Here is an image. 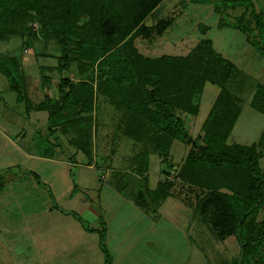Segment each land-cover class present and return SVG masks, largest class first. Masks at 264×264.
<instances>
[{"label": "rangeland", "instance_id": "374dc122", "mask_svg": "<svg viewBox=\"0 0 264 264\" xmlns=\"http://www.w3.org/2000/svg\"><path fill=\"white\" fill-rule=\"evenodd\" d=\"M14 1L23 4V8H28L21 17L22 21H19L17 16L14 21V27L23 36L17 33L2 41L0 56L17 55L21 64L20 72L23 75L24 87L26 85V89L29 90L32 104L40 102L44 95L53 97L56 83L64 76L74 82L86 80L84 75L78 73L75 65L68 72L56 71L57 59L60 56L56 31L59 30L60 24L51 16L53 15L51 10L53 3L58 0ZM87 1H89L88 7L92 10L91 13L97 12L101 5L109 3L104 6V9H107V13L110 14L112 13L110 3H121L122 0ZM215 1L205 0V3H193L190 0H162L142 22V26L149 28L148 31L145 30V33L136 36L135 33L131 37L126 36L125 40L131 42V47L147 60L174 57L183 59V62L195 64V67L185 74L191 71L186 78L189 82L186 84L185 95L186 92L193 94V92L189 93V87L197 88L194 80L201 73L208 71L213 74L212 60L208 61L209 58L195 50L201 39L210 40L214 50L219 52L224 59L232 62L236 68V73L232 81L226 84V88L239 99L241 112L227 143L248 146L257 142L261 133L264 132V115L255 111L250 105L256 86L259 84L264 86V57L254 49L242 32L232 28H217L219 15L213 10ZM253 2L255 10L258 11V0H253ZM48 5H51L50 9ZM220 10L221 15L230 22L242 14L247 20H251L249 10H245L244 7H237L236 10L231 8L226 10L220 7ZM17 13L22 12L17 11ZM87 20L89 24L92 19L90 17L81 19L76 27H83ZM165 22L168 25L158 30L161 27L160 24ZM203 26L207 27L205 33L202 32ZM134 30L138 31V29ZM74 54L76 52L71 54V57H74ZM175 63L177 66V62ZM40 66H48L51 69H44L41 72L38 69ZM156 66L160 67L161 63H157ZM42 73L50 76L51 81L41 84L39 74ZM176 74L179 73L176 72ZM96 76L94 72L90 80L94 112L89 130L93 154L91 168H89L86 165L87 158L76 147V140H70L73 136L72 131L59 132L54 135L48 133L45 111L31 113L39 119L37 123L33 122L34 118L27 120V116L20 117L21 122L18 124L9 123L5 119L4 115L7 113L15 114L16 118L19 113L23 115L24 113L23 104L16 102L15 93L9 90L6 78L0 74V130L4 132L3 134L0 132V149L7 147L6 149L10 150V156L0 157V173L7 184L0 193L10 190L13 194L11 199H5L3 203H0V257L11 255L19 259L28 252L26 250L28 246L34 251L31 246L33 241L30 239L38 235L36 231L39 232L40 238L42 236L40 226L37 229L34 215L52 205H57L64 210L76 211L88 225H93L91 224L92 216L85 203L87 198H91L94 207L98 208V212L100 211V216L104 213V211L101 212V208L108 200L107 220L113 221L112 225L117 222L122 225L119 231L121 237L115 240L116 246L112 244L111 246L114 247H110L112 250L117 247L118 257H121L122 264H230L240 252L237 240L233 237H218L211 223L206 219L203 220L192 210L197 198L200 197V190L176 180L177 172L191 145L186 146L179 141L173 142L169 153L172 166L168 175L161 173L162 166L157 155L150 153L148 156L147 186L154 189L158 182L164 183L165 181L173 185L170 188L171 195L165 199L166 201L164 200L165 202H162L156 212L158 217L154 219V221L157 220L154 230L150 231L146 238L143 239L142 234L138 237L140 230H144L139 222L142 214L136 212L135 209L120 208L124 204L128 208L130 206L121 200L116 202L118 201L116 194L113 193V196L108 197L106 191H111V189L107 187V182L118 179L115 175L117 173L122 174L120 182L125 183L123 188L127 193L137 191L139 186L136 184V179L139 177L130 170V165L132 159L138 156V153L145 147L144 144L124 134L125 127L131 123L130 116L137 112L135 104L131 102L128 104L123 96L112 99L108 94H102L100 90L105 87V84L101 82L96 88V83L99 82ZM210 78L213 76L211 75ZM219 91L220 87L217 84L207 80L199 96L192 95L198 100V110L195 115L182 111L178 99L171 102L174 114L182 119L190 138L197 143L202 142L203 126ZM193 100H190L191 103ZM78 127V131L81 130V123ZM86 130L87 125L82 126L83 134ZM76 134L74 133L73 138ZM53 145L56 148L55 156L64 157L70 162L69 164L59 161L48 165L43 161L24 159V151L50 152L53 150ZM138 157L142 158L141 155ZM33 166L34 169H32ZM29 172H36L41 183L37 182L33 175L28 174ZM129 174L137 178L130 180ZM100 179L105 181L103 185L105 187L103 191H105L100 198L102 203L97 199ZM49 184L53 186L52 190ZM73 186H76L79 191L73 197H69ZM68 219L54 212L46 214L41 220L45 221L44 239L53 241L59 237L62 232L60 231L61 223ZM31 220L34 222L29 223ZM8 222L14 223L16 227H10ZM27 222L33 227V232L29 230L33 236H30V232L23 226ZM85 237L87 239L88 236ZM91 238L96 239V236L93 235ZM50 252L51 250L48 249V253L52 254ZM79 252L82 254L76 262L72 256L73 258L70 257L65 261L66 263L60 261L63 260L62 258H58L59 260L55 262L51 261V263L89 264L92 249L84 245L82 251ZM98 257H100L99 253L96 259ZM94 264H96L95 259Z\"/></svg>", "mask_w": 264, "mask_h": 264}, {"label": "trees", "instance_id": "16d2710c", "mask_svg": "<svg viewBox=\"0 0 264 264\" xmlns=\"http://www.w3.org/2000/svg\"><path fill=\"white\" fill-rule=\"evenodd\" d=\"M161 1L122 0L121 3H110V14L104 9L109 3L91 13L87 0L55 1L51 16L60 24L56 31L60 47L56 71L68 72L75 65L78 73L84 75L86 80L74 82L64 76L56 83L53 97L44 95L39 103L32 104L24 87L17 55L0 56V74L6 78L9 90L15 93L16 102L23 104L25 116L31 111H45L49 134L72 131L74 140H70H76V147L87 158L86 165H91L93 154L89 130L94 105L90 80L96 72V77L99 78L96 88L101 82L105 84L100 90L102 94H108L112 99L123 96L128 104H135L136 115L130 116L131 123L125 127L124 134L145 147L138 153L142 158L135 156L130 165V170L139 177L132 175L137 178V191L126 192L123 188L125 183L120 182V173L115 174L118 179L110 181V185L144 211L154 214L171 195L170 188L173 184L165 181L158 182L154 189L147 186L149 154L160 158L161 173L168 175L172 166L169 153L173 142L191 145L177 172L176 180L200 190L193 212L211 223L218 237H233L237 240L240 252L230 264H264V132L257 142L248 146L227 143L241 112L239 99L226 88V84L232 81L236 68L232 62L214 51L210 40L201 39L195 50L209 58L208 61L212 60L213 74L208 71L201 73L194 80L197 88L189 87V93L199 96L207 80L217 84L220 91L204 123L202 142L197 143L190 138L184 122L174 114L171 102L178 99L182 111L197 114L196 96L187 92L186 96L184 93L189 82L186 78L191 71L185 74L195 64L174 57L147 60L131 47V42L125 40L126 36L131 37L134 33L136 36L148 31L149 28L142 26V22ZM190 1L205 3V0ZM214 4L213 10L219 15L217 27L242 32L254 49L264 57V12L255 10L253 0H216ZM48 7L50 9L51 5ZM220 7L226 10L244 7L249 10L251 20H247L242 14L233 22L227 21L221 15ZM27 10L28 8H23V4L14 0H0V43L11 35L19 34L14 27L15 16L22 21L21 17ZM88 17L92 19L89 24L87 20L83 27H76L78 21ZM166 22L161 23L158 30L167 26ZM206 31L207 27L203 26L202 32ZM74 52L76 54L71 57ZM157 63H161V66L157 67ZM211 75L213 78H210ZM40 80L41 84L51 81L44 75ZM191 99H194L192 103ZM250 105L264 115L263 85L256 86ZM80 123L81 130L78 131ZM84 125H87V130L83 134ZM74 133H77L75 138ZM42 154L52 156L53 150ZM32 175L39 182L38 175ZM134 177L129 174L130 180L135 179ZM1 181L0 176V184ZM76 190L74 186L73 191ZM69 214L80 221L76 213ZM98 223L100 228L83 227L86 232L98 235L103 264H112V255L106 245L105 223L101 216L98 217Z\"/></svg>", "mask_w": 264, "mask_h": 264}, {"label": "crops", "instance_id": "0c3cea01", "mask_svg": "<svg viewBox=\"0 0 264 264\" xmlns=\"http://www.w3.org/2000/svg\"><path fill=\"white\" fill-rule=\"evenodd\" d=\"M257 5H258V10H261L262 12H264V0H258ZM217 28L221 29L219 27H217ZM216 53L220 54L219 52H216ZM49 68L50 67H48V66L47 67H41V66L38 67L39 71L44 70V69H49ZM30 70H31V68H30ZM42 75L47 76L44 73L39 74L40 77ZM25 89H26V85H25ZM26 91H27L29 99L31 100L29 90L26 89ZM33 104H37V103H33ZM33 112L36 113L39 111H31L27 117L25 116V114L23 115L22 113L21 114L19 113L17 118L15 117V114H13V113L11 115H9L7 113L4 115V117H6L5 119L9 123H14V124L20 123L22 116H25L26 119L28 118L27 120H31L34 118L33 122L37 123L39 121V119L37 118L36 115L34 116L31 114ZM14 113H16V112H14ZM23 113H24V109H23ZM0 132L2 134L4 133L2 130H0ZM8 140H9V142L12 143L10 138H8ZM6 148L7 147L0 149V157L10 156V153H9L10 150H8ZM55 149L56 148L53 149V155L52 156H47V155H44L42 153H35V152H29V151L23 150L24 151L23 152L24 159L26 158L27 160L43 161L44 163H47L48 165L58 163L59 161L65 162V164H69L70 162H68L66 159H64V157H56L55 156V153H54ZM88 166H89V168H91V165H88ZM10 167L12 168L14 166H10ZM32 169H34V166ZM148 170H149V166H148ZM32 173L33 172H29L28 174L32 175ZM34 173L37 174L36 172H34ZM0 176L2 178V181L0 184V191H1L2 189H5V186H7V184H6V182H4V178H3L2 173H0ZM38 178H39V176H38ZM38 181L41 183L40 178ZM104 183H105V181L100 179V184H99V187L97 189V193H98L97 199H99L100 203H102L100 201L101 194L105 191V190L103 191V189L105 188V187H103ZM43 185H45V183ZM49 185H50V189L52 190L53 186L51 184H49ZM107 187L111 189V191H106V193L108 194V197H109V195L111 196L114 193L118 197V201L116 200V202H119V200H121V202L128 204L132 209H130V207L128 208L127 205H125V204L121 205L120 208H123V209L127 208L129 210L135 209L136 212L138 211L142 214V217H140L139 222H141L140 226H142L144 228V230L143 229L140 230V232H139L140 234L138 237H140V235L142 234L143 239L146 238L147 234H149L150 231L154 230V227H155V224L157 221V220L154 221V219L158 217L156 215V213H154V214L148 213V212L144 211L142 208L138 207L132 200L126 199L123 195H121L119 192H117L110 185V182H107ZM73 189H74V186H73ZM73 189H71L69 197H73L79 191L77 187H76V189H77L76 191H73ZM11 197H13V194L10 192V190H7V191L4 190L3 192L0 193V203H3L2 201H4L5 199L6 200L11 199ZM107 202H109V201L107 200L105 206L104 207L102 206V208H101V212L104 211V213L101 214V217L103 218V221L105 223V228H106V245H107V248H108L110 254L112 255V264H122L123 261L121 260V257L120 256L118 257L119 252H117V247L115 250H112L110 248V247H114V246H111L112 244L116 246L117 242H115V240L117 238L121 237V236H119V231L121 230L122 225L118 224L119 222H117L115 225H112L113 221L107 220L106 213H107V210L109 207V204H107ZM85 203H86L87 208H88V210L92 216L91 224H93V225H88L83 220L82 216L80 214H78V212H76V211L64 210V209L58 207L57 205H52V206L48 207L47 209H45L41 212H37V214L34 215L35 221L37 222L36 223L37 229H39V226H40V228H41L40 235L42 234V236L40 238L39 232L36 231L38 233V235H36L34 238L32 237L30 239V241H33L31 246L34 248V251L31 249L30 246H28L26 248V250L28 252L26 254H24L23 256H21L19 259L17 257H12L11 255H9V257H0V264H52L51 261L55 262V260H59L58 258H60V259L62 258L63 260H60V261L62 263L63 262L66 263L65 261L68 260L70 257L71 258L74 257L73 260H74V262H76L77 258L80 259V254H82V253H80L79 251H82L84 245H86V247L89 246V248L92 249V255L89 258V260H90L89 264H94V259L96 260V264H103V255H102V253L99 249V246H98V235L96 233L86 232L84 230V227H83V225H86L89 228H100L99 223H98V217L100 216V211L98 212V208L94 207V202L91 198H87ZM159 208H160V206H159ZM99 210H100V208H99ZM52 212H54L56 214H60V216H65V218H69V219L67 221H63L61 223L62 227H61L60 231H62V232L60 233L59 237L55 238L53 241H50V240L48 241V240L44 239V237H45V226H44L45 221H41V220L43 218H45L46 214H49ZM69 212L76 213L78 215V217L80 218V221L73 218L69 214ZM31 222H34V220H31L29 223H31ZM29 223L27 222V224H25L23 226L25 228H27V231L32 230V232H33V227H32V225H29ZM8 224L10 227H12V226L16 227V225L14 223L10 224V222H8ZM32 232L29 233L30 236H33ZM93 235L96 236V239L91 238ZM85 236H88L87 239ZM92 243L96 244L95 245L96 247L93 246ZM48 249L51 250L50 253H52V254L48 253ZM33 252H35V253H33ZM98 253H99L100 257H98V259H96L98 256ZM13 262H15V263H13Z\"/></svg>", "mask_w": 264, "mask_h": 264}]
</instances>
